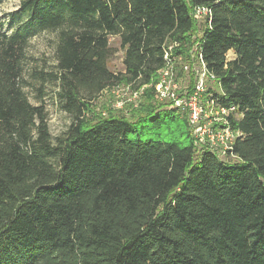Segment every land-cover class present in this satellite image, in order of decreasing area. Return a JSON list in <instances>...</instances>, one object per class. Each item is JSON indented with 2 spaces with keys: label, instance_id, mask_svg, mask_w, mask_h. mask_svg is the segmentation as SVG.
<instances>
[{
  "label": "trees",
  "instance_id": "trees-1",
  "mask_svg": "<svg viewBox=\"0 0 264 264\" xmlns=\"http://www.w3.org/2000/svg\"><path fill=\"white\" fill-rule=\"evenodd\" d=\"M198 6L211 9L210 23L195 18ZM9 16L0 264H264V0H21ZM43 32L57 35L53 69L32 50ZM112 37L124 51L118 73ZM170 47L189 93L196 73L182 63L192 49L216 76L202 102L219 115L203 124L230 128L227 148L200 143L188 111L158 98ZM51 84L73 116L57 136ZM119 87L138 98L95 104Z\"/></svg>",
  "mask_w": 264,
  "mask_h": 264
},
{
  "label": "built area",
  "instance_id": "built-area-1",
  "mask_svg": "<svg viewBox=\"0 0 264 264\" xmlns=\"http://www.w3.org/2000/svg\"><path fill=\"white\" fill-rule=\"evenodd\" d=\"M194 16L199 21L208 20L210 23L211 9L206 6H198L195 9ZM171 48L172 47H170V49L165 53L166 66L162 69L161 79L156 84L158 98L160 100L170 101L173 106H177L188 111L191 125L195 128V131L199 136L200 143L208 141L211 149L213 150L218 149V143H222L223 147L227 148L228 142L233 138L230 128L214 132L208 128V124H203L204 119L208 120L210 118L212 110L209 112L210 110L208 111L204 108L202 94L206 90V80H215L216 76L208 71L201 51L199 49H192L190 51L192 59L190 67L186 65L184 68L186 72L193 70L196 73L195 89L189 93V89L187 88L188 86H185L186 88L181 86L176 78L178 74L174 68V59L170 53ZM194 64L197 65L195 69L193 66ZM222 112L226 113L227 110L223 108ZM206 136L209 137V139H206ZM224 154L225 152L222 149L221 155Z\"/></svg>",
  "mask_w": 264,
  "mask_h": 264
},
{
  "label": "rangeland",
  "instance_id": "rangeland-1",
  "mask_svg": "<svg viewBox=\"0 0 264 264\" xmlns=\"http://www.w3.org/2000/svg\"><path fill=\"white\" fill-rule=\"evenodd\" d=\"M20 3L21 0H0V23L4 22L5 28H7L9 25V14L16 12L20 7ZM56 36L57 35L54 32H43L38 36L34 37L31 41L32 50L34 51L37 57H48L50 63L49 69H53L52 67H54L56 64L55 55L53 52V45L56 41ZM111 46L115 49V51L109 61L110 70L115 73L124 71V51L121 47L120 38L112 37ZM234 55L235 54L233 51H230L228 53L229 58L234 57ZM190 64L191 62L182 63L183 69L186 65L190 67ZM193 66L194 69L195 67H197L196 64H194ZM186 81L189 83V80ZM47 90L48 95L45 97V102L49 111V125L52 134L54 136H57L67 130L69 125L72 123L73 116L63 109L61 100L56 94L57 86L51 84L48 86ZM29 96L33 102H36L35 94L33 92H29ZM137 98L138 95L133 93L130 89H127L126 87H119L113 89L112 91L104 92L103 95L97 97L94 101L95 104H97L101 108L103 106L109 108H121L124 102ZM210 115L217 117V115L219 114L217 111L212 110ZM208 128H210V126H208ZM221 157L224 158L225 156L221 155Z\"/></svg>",
  "mask_w": 264,
  "mask_h": 264
}]
</instances>
